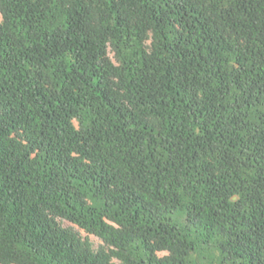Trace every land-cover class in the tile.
Instances as JSON below:
<instances>
[{
  "label": "trees",
  "instance_id": "obj_1",
  "mask_svg": "<svg viewBox=\"0 0 264 264\" xmlns=\"http://www.w3.org/2000/svg\"><path fill=\"white\" fill-rule=\"evenodd\" d=\"M0 264H264V0H0Z\"/></svg>",
  "mask_w": 264,
  "mask_h": 264
},
{
  "label": "rangeland",
  "instance_id": "obj_2",
  "mask_svg": "<svg viewBox=\"0 0 264 264\" xmlns=\"http://www.w3.org/2000/svg\"><path fill=\"white\" fill-rule=\"evenodd\" d=\"M63 224L65 225V226H72L71 224H69L68 222H63ZM75 228V227H74ZM76 229V228H75ZM81 234L83 235V236H85V234L83 233V232H81ZM90 238V240L94 243V245L95 246H97L98 244H99V240L97 239V238H95L94 236H90L89 237Z\"/></svg>",
  "mask_w": 264,
  "mask_h": 264
}]
</instances>
